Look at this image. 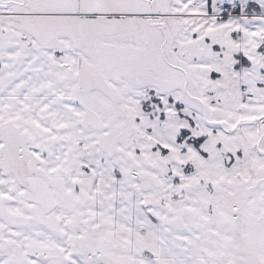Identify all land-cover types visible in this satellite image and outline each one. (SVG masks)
Returning <instances> with one entry per match:
<instances>
[{"label": "snow or ice", "instance_id": "snow-or-ice-1", "mask_svg": "<svg viewBox=\"0 0 264 264\" xmlns=\"http://www.w3.org/2000/svg\"><path fill=\"white\" fill-rule=\"evenodd\" d=\"M0 264H264V0H0Z\"/></svg>", "mask_w": 264, "mask_h": 264}]
</instances>
